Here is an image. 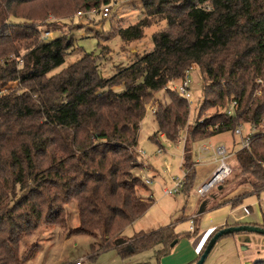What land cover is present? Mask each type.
Listing matches in <instances>:
<instances>
[{
    "label": "trees",
    "instance_id": "16d2710c",
    "mask_svg": "<svg viewBox=\"0 0 264 264\" xmlns=\"http://www.w3.org/2000/svg\"><path fill=\"white\" fill-rule=\"evenodd\" d=\"M113 2L0 0V264H24L30 255H20L23 241L50 223H64L65 206L74 201L79 227L70 234L99 239L103 251L116 249L123 258L156 248L158 261L171 254L180 240L174 225L128 239L129 251L117 246L154 201L136 174L143 167L138 146L150 102L157 105L151 137L157 145L161 136L176 143L188 128L183 192L196 187L195 143L224 133L238 136L241 126L261 130L243 133L241 143L249 138V147L234 153L236 189L245 188L235 206L264 191V0H141L143 17L117 33L130 44L166 21L167 29L153 35L152 52L110 78L102 76L101 56L93 53L51 75L74 40H43L44 32L57 31L51 27L58 21L41 24L42 18ZM37 4L45 5L43 14L33 13ZM194 67L203 78L196 118L217 112L190 124V104L170 84ZM10 83L19 87L7 88ZM162 90L169 102L156 99Z\"/></svg>",
    "mask_w": 264,
    "mask_h": 264
},
{
    "label": "rangeland",
    "instance_id": "374dc122",
    "mask_svg": "<svg viewBox=\"0 0 264 264\" xmlns=\"http://www.w3.org/2000/svg\"><path fill=\"white\" fill-rule=\"evenodd\" d=\"M117 4L113 8V12L109 19H103L100 15L78 17V13L69 17H61L49 13L42 18L41 24H45L44 20H50L51 22L58 21L57 24L51 27L57 29L52 33L50 40L59 36L71 37L74 40V48L66 56L65 62L62 66L56 68L51 72V75H55L77 62L86 53H93L100 57V72L103 77L110 78L117 69L124 68L132 65L138 58L150 53L154 50L153 35L167 29L166 21L158 22L157 24L147 28L145 35L140 41H136L130 44L124 43L118 36L117 30L120 28H127L136 24L143 17V5L141 0H115ZM45 5L37 4L32 7L33 13L43 14ZM91 18V19H89ZM16 21V20H13ZM35 22L39 24L40 21L35 19ZM47 26L44 27L46 29ZM191 81V94L192 100L190 103L191 114L190 124L197 121H204L207 118L213 116L217 110L210 109L199 119L196 118L198 108L202 101L203 95V78L201 70L198 67H194L189 72ZM180 80H175L170 84V88L178 87ZM19 86L15 83H10L7 88ZM1 89V88H0ZM117 92L124 91L123 87L116 88ZM156 99L161 102H169L167 93L162 90L156 94ZM157 105L153 102L148 104V110L144 121L142 122L140 137H139V152L140 158L143 161L142 169H138L136 174L141 179H148L151 181V185H147L153 193V205L145 213V215L137 221V224L133 225L126 230L125 234L128 238H134L139 233H151L154 229H161L162 227H169L174 225V230L179 235L180 240L177 248L194 249L193 236L190 235V221L193 216H198L195 220L196 230L198 234L202 230L203 220H201L198 210L203 202L207 201L211 203V208L220 207L226 203L233 202L235 204L239 193L235 190L237 186L236 175L239 171V165L236 163L234 157L230 160L232 167L231 176L222 184L224 189L218 191L215 189L213 193H210L204 197H199L197 194V188L204 182L200 183L193 189H188L186 192L183 190L175 195L166 196L164 189L171 188L176 179L184 178L185 170L183 169V151L186 139V130L182 133L181 138L176 143L161 141L162 151L155 142L151 140V137L157 131V125L154 120L153 111ZM251 128H244V134H250ZM219 146H226L229 150L237 151L241 147V136L233 135L232 133H224L214 136L211 139L203 140L195 143L194 154L195 158L199 160L201 166L213 162L216 156V149ZM240 189V188H239ZM241 191H245L242 188ZM235 192V193H234ZM142 196H147V192H140ZM215 197V201H213ZM198 199L196 209L190 212V215L185 217L189 213V203L193 199ZM230 201V202H228ZM232 203V204H233ZM233 204V205H234ZM233 205L230 204L231 207ZM235 206V205H234ZM249 209L250 217L248 219H260L264 223V191L259 195L246 196L243 203L236 207L232 216L235 219H241L245 216L243 209ZM193 213V214H192ZM261 223L260 225H262ZM202 225V226H201ZM245 225L241 222H226L225 226L218 228V231L222 228ZM259 226V224H247ZM79 227V212L77 203L71 202L65 206L64 223L58 222L50 223L40 230L34 233V235L26 238L21 244L20 255L25 258L27 255H36V252L44 247L49 246L55 238H59V242L55 244L59 253L56 254L57 259L62 260L69 259V264H192L193 258L183 254L180 257L172 258L168 255L157 260L156 249L138 252L130 257L123 258L119 251L111 249L103 251L101 248V242L99 239H95L86 235L70 234L71 231L76 230ZM199 228V229H198ZM65 233L67 241H69L68 247L64 248L63 235ZM59 236V237H58ZM123 238V237H121ZM55 243V241H54ZM180 247V248H181ZM188 247V248H187ZM123 251L131 250V246L124 247ZM53 252V253H54ZM62 253V254H61ZM36 260L32 261V264L43 259L46 255V251L37 253ZM96 254L95 260H91L90 257ZM168 261H164V259ZM257 261H264V236L255 233H240L235 235H228L221 238L214 249L210 253L208 259L204 264H255Z\"/></svg>",
    "mask_w": 264,
    "mask_h": 264
},
{
    "label": "crops",
    "instance_id": "0c3cea01",
    "mask_svg": "<svg viewBox=\"0 0 264 264\" xmlns=\"http://www.w3.org/2000/svg\"><path fill=\"white\" fill-rule=\"evenodd\" d=\"M160 138L163 141L165 140L166 143L168 142V140L165 139L163 136H161ZM157 146L160 147L161 149L162 148L164 149V147H162V146H159V145H157ZM138 151H139V148H138ZM230 151H232V154L235 153V150L230 149ZM183 154H184V151H183ZM182 161H183V157H182ZM195 162H196V171H197V176H198L199 182H204L205 180H207L213 174V172L215 171L216 166H217V158H215V160L213 162H210L208 164L206 163L205 166H201L197 157L195 158ZM199 184L200 183H196V186H199ZM219 190H221V189H219ZM213 191L211 193H213ZM235 192L239 193V195L243 193V191H241V189H237V190H235ZM150 193L153 194L152 190H150ZM251 195H256V194H251ZM256 196H259V195H256ZM212 199H213L212 202H214L216 198L213 197ZM244 199H245V197L243 198V201H244ZM197 201H198L197 198L194 200L193 199L191 200V202L189 203V208H190L189 213L187 215L185 213V215H184L185 217L190 215V212H192L194 209H196ZM228 202H230V201H228ZM232 203L233 202L226 203L225 205L220 206V207L211 208L210 202H207V201L203 202V204H201V206L197 210H198V214H199L201 220L204 217L205 218L203 220V226L201 225L202 230L200 231L199 234H197L195 237L192 238V241H193L192 244H193L194 249L193 250L190 249V252H189L188 249L182 248L181 246H180L181 248L180 247L177 248V246H178V243H177L175 245L173 251L170 254L172 256V258H177V257L182 256L183 254H186V256L193 258L192 259L193 263H196L199 260L200 256L202 255V253L204 252V250H205L206 246L208 245L209 241L211 240V238L218 231V228L225 226L226 222L231 221V222H241L243 224H256V225L257 224L260 225L261 223H263L262 220H260L259 218L256 220L255 219H248V217H250L251 212L249 213V215H245L239 220L235 219L232 216V214H233L234 210L236 209V207H238V206H234L235 204L233 203L234 204L233 205ZM230 204L233 205V207H231ZM244 209H246V208H244ZM247 210H249V209H247ZM142 217L140 219H142ZM139 220H137V221H139ZM137 221L134 224H132L131 226H129L128 228H126V230L129 229L130 227H132L133 225L137 224ZM126 230L123 233V238L119 239V240H124L125 243L120 244L118 247H125L129 244L128 239H131V238L126 237V234H125ZM156 230H159V229H154L152 231H156ZM152 231H150V232H152ZM62 239L65 241L64 242V248H63V250H65L66 247H68V245H69V241H67L68 238H66L65 233H64ZM54 241H55V243H54ZM57 242H59V238L58 239L55 238L50 244H48L49 246L42 248L40 251L38 250L34 257H33V255H31L29 258L26 259L24 264H32V261L36 260V258L38 256L37 253L41 252V251H43V252L46 251L47 255L43 259L38 260V262L35 264H69L70 263L69 259H64V260H62L60 258L57 259L56 254L59 253V250L56 249V252H54L55 251L54 247H55V244ZM165 260L168 261V259L165 258L163 260V262ZM247 264H249V263H247Z\"/></svg>",
    "mask_w": 264,
    "mask_h": 264
},
{
    "label": "built area",
    "instance_id": "2783aa9c",
    "mask_svg": "<svg viewBox=\"0 0 264 264\" xmlns=\"http://www.w3.org/2000/svg\"><path fill=\"white\" fill-rule=\"evenodd\" d=\"M117 2H113L110 5L104 6L100 9H94L90 12H79L77 15L78 17H85V16H93V15H100L103 19H108L110 15L113 12V8ZM91 19V18H89ZM53 32H44L42 35V39L47 41L50 40V36H52ZM173 83V82H172ZM171 83V84H172ZM191 81L189 77V72H187L186 76L183 79H180V84L178 87L173 88V90L177 91L182 97H184L188 103H191L192 100V94H191ZM236 103H234L229 109H226V112L231 115L234 113L233 106ZM154 109H152L153 111ZM251 133L250 135L259 132L261 129H259L256 126H251ZM264 130V129H263ZM244 133V127L241 126L236 130V134L238 136H242ZM249 147V138L248 140H244L241 143V148H248ZM162 149L159 151L161 152ZM141 155H145L144 153L140 152ZM216 156H217V166L213 174L204 182L202 183L198 188H197V194L199 197H204L208 194H210L213 190L217 189L220 187L232 174L233 170L230 165V160L234 156L232 154V151H230L226 146H219L216 149ZM146 185H151V181L148 179H142ZM185 184V176L184 178L181 179H176L174 181V184L171 188H166L164 189V194L166 196H171L180 193L183 190ZM245 215H249V211L247 209H243ZM198 216H193L189 219L190 221V232L193 233L195 231V220L197 219ZM77 264H80V262H77Z\"/></svg>",
    "mask_w": 264,
    "mask_h": 264
},
{
    "label": "water",
    "instance_id": "95a60500",
    "mask_svg": "<svg viewBox=\"0 0 264 264\" xmlns=\"http://www.w3.org/2000/svg\"><path fill=\"white\" fill-rule=\"evenodd\" d=\"M219 189H222V186H220ZM240 233H255V234L264 236V228L260 226L245 224V225L232 226V227H226V228L220 229L211 238L204 252L202 253L199 260L195 264H204L206 260L208 259L210 253L214 249L215 245L221 238L228 236V235H235V234H240ZM122 243H125V241L124 240L117 241V246H119Z\"/></svg>",
    "mask_w": 264,
    "mask_h": 264
}]
</instances>
